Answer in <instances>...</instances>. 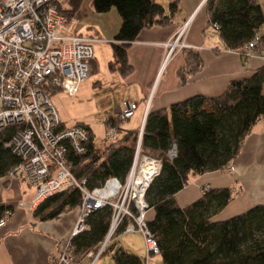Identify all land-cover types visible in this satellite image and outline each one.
I'll return each instance as SVG.
<instances>
[{
    "label": "trees",
    "instance_id": "obj_1",
    "mask_svg": "<svg viewBox=\"0 0 264 264\" xmlns=\"http://www.w3.org/2000/svg\"><path fill=\"white\" fill-rule=\"evenodd\" d=\"M82 0H65L59 11L68 18L75 15ZM94 12L115 8L120 27L110 43L122 77L132 72L127 48L138 33L152 26H165L178 9L177 0L164 8L154 0H91ZM206 26L215 28L227 49L236 50L248 43L264 19L256 0H205ZM264 48V34L259 36L258 51ZM186 53L184 66L189 72L199 71V56ZM113 62H110L113 68ZM96 63L90 62V72ZM181 81L185 78L180 74ZM264 64L248 77L228 82L217 96L193 95L170 104L167 108L148 111L141 136L142 152L151 153L161 162L160 172L144 193L147 209L153 216L145 220L162 264H264V205H255L224 220H211L214 213L229 203L228 188H211L185 206H179L175 195L190 176L225 169L240 153L244 137L264 117ZM50 94L57 87H49ZM89 140L86 151L72 155L77 178L86 177V187L93 188L107 177L124 181L133 160L137 132L128 131L106 148L93 144V132L85 125ZM11 129L0 134V178L19 162L4 146ZM175 144L176 155L167 156ZM82 194L68 189L41 202L31 213L33 220H50L80 206ZM8 205L0 206V218ZM113 209L106 205L86 217L87 228L69 241L76 256L96 250L107 235ZM130 219L123 216L110 241L124 231ZM112 246L109 251L112 252ZM113 264H142L141 259L121 247L111 253Z\"/></svg>",
    "mask_w": 264,
    "mask_h": 264
},
{
    "label": "built area",
    "instance_id": "obj_2",
    "mask_svg": "<svg viewBox=\"0 0 264 264\" xmlns=\"http://www.w3.org/2000/svg\"><path fill=\"white\" fill-rule=\"evenodd\" d=\"M64 3L65 0H0V134L11 129L4 146L19 158L2 178L6 181L21 179L34 188L30 200H19L15 204L30 211L54 194L78 189L82 202L72 236L87 228L85 220L93 210L106 205L112 207L109 231L96 250L86 252L83 257L76 256L67 242L58 252L55 264H95L123 216L130 219L124 231L138 230L144 238L147 256L156 254L158 250L144 218L147 209L144 193L159 174L161 162L153 154L142 152L143 124L137 133L133 160L124 181L110 176L100 185L87 188L86 177L77 178L73 171L71 156L86 151L88 131L79 122L65 124L50 101L49 87L74 96L88 78L96 40L76 33L75 15L68 18L59 11ZM183 34L184 28L176 33L173 41L165 44L168 56L174 49L200 53L202 48L183 41ZM258 44L259 36L255 34L237 50L248 58L258 50ZM259 52L264 56V48ZM149 100L150 96L146 108ZM136 107L135 102L124 101L115 114L105 116L107 137L114 138ZM145 117L146 113L144 120ZM175 155V144H172L167 156L173 159ZM225 170L233 172V164H228ZM147 176L149 181L144 184ZM139 187H143L141 204L136 200ZM208 189L205 185L202 192ZM126 201L128 205L133 204L132 208L125 206ZM11 214V210L4 211L0 226ZM84 258L88 262L84 263Z\"/></svg>",
    "mask_w": 264,
    "mask_h": 264
},
{
    "label": "crops",
    "instance_id": "obj_3",
    "mask_svg": "<svg viewBox=\"0 0 264 264\" xmlns=\"http://www.w3.org/2000/svg\"><path fill=\"white\" fill-rule=\"evenodd\" d=\"M154 1L167 8L173 0ZM90 2L87 1L89 6L86 5L84 15H75L78 22L76 33L83 38L96 40L93 45L110 44L120 27L116 9L112 7L106 12L96 13ZM177 2L178 9L168 25L141 30L127 48V60L133 69L125 77L120 75L126 92L116 108L124 101H133L137 104L135 112H139L134 122L131 120L135 112L129 120L123 122L120 129L124 130L122 136L130 130L138 133L148 111L167 108L170 104L193 95L217 96L229 81L248 77L264 64V56L258 50L245 58L239 50L226 48L218 31L206 26L205 0ZM256 2L261 7L264 19V0ZM182 28L183 41L202 48L199 54L190 52L199 56L202 61L201 69L194 73L184 66L187 51L174 49L168 56V49L165 47ZM91 32L94 35H90ZM256 34H264V21ZM96 59L97 56L94 55L93 61ZM180 74L185 78L184 83ZM89 128L91 129L90 126ZM230 164L234 166L231 173L222 169L190 176L188 183L175 195L177 204L182 207L194 201L201 196L202 187L208 185L210 189L228 188L232 193L229 203L214 213L211 220H224L252 206L264 205V117L244 137L239 155ZM33 194L34 189L21 179L6 181L0 178V206L12 207L11 216L0 226V264H55L58 252L72 237L80 206L61 213L55 219L33 220V211L15 207L17 201L30 200ZM138 232L122 231L112 242V252L121 247L140 259L143 257L146 264H149L151 257L157 259L154 264L160 263L161 258L157 253L147 256L141 243L136 244L126 239L125 235L133 234L136 237L137 234L134 233ZM112 252L109 251L110 255ZM83 262H88V259L84 258ZM111 263L113 264L112 259Z\"/></svg>",
    "mask_w": 264,
    "mask_h": 264
},
{
    "label": "rangeland",
    "instance_id": "obj_4",
    "mask_svg": "<svg viewBox=\"0 0 264 264\" xmlns=\"http://www.w3.org/2000/svg\"><path fill=\"white\" fill-rule=\"evenodd\" d=\"M87 1L90 2L91 0H82L80 3L81 6H79L80 9L78 8L75 12L76 16L79 17L80 15H84V10L87 8L86 5L89 4ZM91 33L90 35H94V32ZM93 51L94 55L97 56L95 61L96 69L88 75V78L83 83H81L77 93L71 97L61 91H57L50 95V101L66 125H72L76 122L89 124L93 132L94 146L99 149H104L124 134V130L119 129L113 139L107 137V126L104 122V118L105 116L115 114L117 110L116 107L126 90L121 84L120 73L117 70V62L114 59L111 45L109 43H95L93 45ZM111 61L113 62V68L110 65ZM138 112L139 110L135 112V116L131 121H135ZM32 189L34 188L32 187ZM127 203L126 201L125 206L128 205ZM128 206L132 208L133 204ZM152 216L153 211L151 209H146L144 214L145 220L150 219ZM134 234H137L136 237L133 234L125 235L126 239L136 244L141 243L146 250L142 234L139 232ZM110 242L105 253L96 264H112L108 249L109 246H112L113 240ZM156 260L151 257L149 264L156 263ZM141 261L142 264H146L143 257Z\"/></svg>",
    "mask_w": 264,
    "mask_h": 264
},
{
    "label": "bare ground",
    "instance_id": "obj_5",
    "mask_svg": "<svg viewBox=\"0 0 264 264\" xmlns=\"http://www.w3.org/2000/svg\"><path fill=\"white\" fill-rule=\"evenodd\" d=\"M149 181V177L147 176V179L146 181L144 182L147 183ZM144 187V186H143ZM143 187H139V190L137 191V194H136V200H138V203L141 204L142 203V198H141V190L143 189Z\"/></svg>",
    "mask_w": 264,
    "mask_h": 264
}]
</instances>
